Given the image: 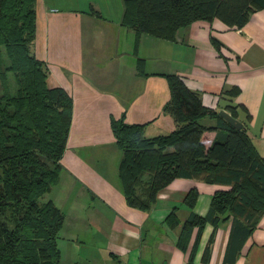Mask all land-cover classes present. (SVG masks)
Instances as JSON below:
<instances>
[{
	"label": "crops",
	"instance_id": "1",
	"mask_svg": "<svg viewBox=\"0 0 264 264\" xmlns=\"http://www.w3.org/2000/svg\"><path fill=\"white\" fill-rule=\"evenodd\" d=\"M66 1L38 0L32 46L48 67L49 85L74 100L60 181L47 195L66 215L58 238L61 264H189L191 252L195 264H264V211L237 253L227 254L232 216L217 226L207 222L201 234L195 227L186 249L178 244L191 214L206 216L216 191L230 185L176 177L149 210L130 206L111 127L112 118L124 117L146 124L149 137L173 131L175 120L164 106L171 96L167 75L177 74L205 106L230 114L234 108L264 156V7L241 28L199 19L167 39L124 25L123 0ZM202 123L209 127L201 138L209 148L225 130L214 128L216 118ZM193 188L198 197L191 207L186 196ZM172 212L175 225L168 220Z\"/></svg>",
	"mask_w": 264,
	"mask_h": 264
},
{
	"label": "trees",
	"instance_id": "2",
	"mask_svg": "<svg viewBox=\"0 0 264 264\" xmlns=\"http://www.w3.org/2000/svg\"><path fill=\"white\" fill-rule=\"evenodd\" d=\"M37 2L0 0V264H61L58 238L66 215L47 194L60 181L74 100L63 87L49 85L48 67L32 49ZM123 3L124 25L138 34L167 39L199 19L219 18L241 28L255 10L264 7V0ZM167 79L171 96L164 111L175 120L173 131L149 137L146 124L128 123L124 117L111 121L122 151L119 176L127 203L149 210L158 192L176 177L230 185L216 191L206 216L191 214L178 244L186 249L195 227L201 234L207 222L217 226L232 216L227 254L231 248L237 253L264 211V156L246 129L234 127L217 110L205 106L199 92L181 76L170 74ZM232 115L237 118L234 108ZM206 116L217 119L214 128L225 130L209 148L201 139L209 128L202 123ZM197 197L198 190L193 188L186 202L193 207ZM168 220L177 224L175 212ZM213 240L214 234L210 244ZM189 264H195L193 252Z\"/></svg>",
	"mask_w": 264,
	"mask_h": 264
},
{
	"label": "water",
	"instance_id": "3",
	"mask_svg": "<svg viewBox=\"0 0 264 264\" xmlns=\"http://www.w3.org/2000/svg\"><path fill=\"white\" fill-rule=\"evenodd\" d=\"M220 115L223 116L234 127L238 128V129H242V128L246 129L244 124L239 119L235 118L229 112H227L225 110H221Z\"/></svg>",
	"mask_w": 264,
	"mask_h": 264
},
{
	"label": "rangeland",
	"instance_id": "4",
	"mask_svg": "<svg viewBox=\"0 0 264 264\" xmlns=\"http://www.w3.org/2000/svg\"><path fill=\"white\" fill-rule=\"evenodd\" d=\"M99 1H102V0H99ZM81 2V1H80ZM66 3L68 4V5H71V3H72V1L71 0H68V1H66ZM48 195V194H47Z\"/></svg>",
	"mask_w": 264,
	"mask_h": 264
}]
</instances>
